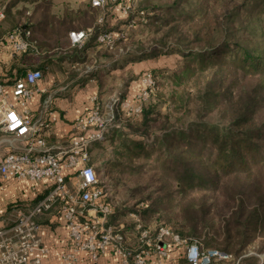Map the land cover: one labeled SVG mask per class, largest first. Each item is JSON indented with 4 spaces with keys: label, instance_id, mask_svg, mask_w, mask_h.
Listing matches in <instances>:
<instances>
[{
    "label": "crops",
    "instance_id": "1",
    "mask_svg": "<svg viewBox=\"0 0 264 264\" xmlns=\"http://www.w3.org/2000/svg\"><path fill=\"white\" fill-rule=\"evenodd\" d=\"M41 0H32L26 16H15L18 22H13L9 13H16L23 4L17 2L12 7L13 0H0V9H4V18L0 20V37L4 36L15 26L32 29L36 40V49L28 51H14L8 42L0 46V86L7 99L13 103L18 111H26L33 121L43 120L47 128L43 133L47 149L60 157L72 147L74 140H82L96 131V126L89 125L85 130L78 126V119L89 115L95 104H99L102 113L107 111L114 99L123 101L133 97L140 88V79L147 68H152L154 60L142 58L136 60L135 27L127 30L125 39L119 37V32L127 29L129 17L122 15L118 9L105 7L92 8L88 0H45L50 3V12L47 19H41L38 12H33L35 5ZM26 5V3H25ZM83 30L88 36L80 46H72L69 32ZM102 33H111L113 44L108 45L97 40ZM147 50V49H146ZM38 69L42 73L40 80L32 87L31 98L26 99L21 106L12 96V88L16 79L24 77L26 71ZM99 100L101 102H99ZM115 111L125 116L120 104H114ZM122 123V122H121ZM121 123L110 124L102 134V138L91 141L87 145L88 161L99 176L109 169L113 160L110 153L112 146L109 144L116 138L117 127ZM127 137L137 140L135 135L128 133V129L121 127ZM0 152L9 149H24L26 142H19L4 138L0 134ZM96 153L97 162L91 161V156ZM77 169L65 171L66 184L70 194H77L75 183ZM52 183L47 180L31 183L25 180L7 178L0 184V226L10 224L15 212L19 209L26 210L42 199ZM59 204L54 205L50 212L38 217L39 239L48 250L42 255V264H60L59 255L68 251L70 240L59 210ZM112 217L114 215L111 207ZM112 224L122 228L127 246L136 248L139 245L138 232L134 224L133 232H129L123 219L116 216ZM183 253V248L168 247L167 256L163 264H173L174 253ZM34 255H38L35 253ZM177 255V254H176ZM154 253L150 250L147 264H153ZM77 264H121L118 257L107 250L96 261H92L87 252L78 256Z\"/></svg>",
    "mask_w": 264,
    "mask_h": 264
},
{
    "label": "trees",
    "instance_id": "2",
    "mask_svg": "<svg viewBox=\"0 0 264 264\" xmlns=\"http://www.w3.org/2000/svg\"><path fill=\"white\" fill-rule=\"evenodd\" d=\"M215 5L221 12L215 16L212 33L206 35L207 44H203L205 50L201 55L207 58L218 56L215 61H211L214 58L209 61V66L221 65L225 58L229 59L230 68L234 66L231 69L238 72L240 78L237 82L235 80L238 87L230 95L225 87L217 92L223 101L222 109L209 104L207 112L222 111L228 123L221 126L200 122L192 124L188 131L167 132L166 127H160L163 135L155 141L161 143V148L163 146V166L172 172L170 178L180 194L178 214L182 225L189 230L187 233L179 227L173 230L165 224H158L151 232L143 226L151 238L164 227L180 238L205 235V247L196 238L203 249L234 250L239 254L257 239L264 241V0H216ZM50 6L41 0L33 12H38L41 19H47ZM28 10L22 7L14 14L9 11L7 15H12L15 23L18 16L27 14L30 21ZM141 11L146 17L147 12ZM131 14L133 11L129 16ZM133 18L134 14L129 21ZM15 28H21V25L15 24L12 29ZM26 29L36 44L32 29ZM175 49L181 51L178 44ZM152 51L150 54L147 50L136 53L135 58H151L155 53ZM152 76L154 78V74ZM205 93L206 99L211 96L208 90ZM152 122L156 121L148 118L147 100L137 116L123 117L119 110L115 111L112 123H121V127L127 128L128 133L138 139L133 141L121 127H117L114 129L117 131L115 140L109 142L112 150L119 148L114 142H132L135 155V146L138 148L140 142H145L147 129L153 127ZM96 158L98 161L97 154ZM216 237L222 238L224 248L212 246ZM255 259L248 256L243 260Z\"/></svg>",
    "mask_w": 264,
    "mask_h": 264
},
{
    "label": "built area",
    "instance_id": "3",
    "mask_svg": "<svg viewBox=\"0 0 264 264\" xmlns=\"http://www.w3.org/2000/svg\"><path fill=\"white\" fill-rule=\"evenodd\" d=\"M138 0H88L92 8L110 7L118 9L124 16H129ZM142 23L146 22L143 11L138 13ZM4 18V9H0V20ZM136 18L129 21L127 29L119 32L125 39L127 30L133 29ZM72 46H80L86 40L87 32L71 31L68 34ZM97 40L109 46L113 44L111 33H102ZM8 42L16 51L35 50L36 44L30 39V31L15 28L0 37V46ZM42 73L38 69L26 71L24 77L15 80L12 96L24 106L25 100L31 98L36 82ZM155 86L151 72H145L140 79V88L131 98L123 101L114 99L107 111L102 113L99 104L92 112L79 118L78 126L85 130L87 126H96V131L89 138L74 140L72 147L64 157L47 149L43 133L47 123L43 120L33 121L26 111H18L3 93L0 86V134L13 141L26 142L24 149H9L0 152V184L7 178L25 180L33 184L44 180L52 183V189L32 207L15 212L10 224L0 226V264H42L41 257L48 250L39 239L38 217L50 212L55 204L59 210L68 233L70 248L59 255L60 264H77L79 254L87 252L92 261L107 250L113 252L121 264H147L151 250L156 256L153 264H163L168 247L183 248L187 264H212L228 262L232 255L224 250L203 249L196 238H180L167 228L158 229L154 238L149 236L139 220H135L139 245L136 248L127 246L122 228L108 224L111 206L106 194L99 185V179L93 166L87 163V145L102 138L103 131L113 124L115 105L125 112V116H137L142 104L153 92ZM5 139L0 140L3 142ZM77 169V194H70L66 184L65 171ZM38 253V255H34Z\"/></svg>",
    "mask_w": 264,
    "mask_h": 264
},
{
    "label": "rangeland",
    "instance_id": "4",
    "mask_svg": "<svg viewBox=\"0 0 264 264\" xmlns=\"http://www.w3.org/2000/svg\"><path fill=\"white\" fill-rule=\"evenodd\" d=\"M19 1L23 2L19 4L20 8H29L32 0H13L10 5L14 7ZM215 2L138 0L134 6L136 53L147 49V54H150V51L155 50L150 59H161L158 63L153 61L155 65L152 68H147V72L154 74L156 82L147 99V113L148 118H154L156 122H152L153 127L147 129L145 142H140L138 148L135 146V155L132 142H114L119 148L110 149L113 165L100 176L95 169L99 185L113 209V217L123 219L133 235L137 219L151 232L158 224H165L173 230L179 227L187 233L189 230L186 225H182L178 214L180 194L170 178L172 172L163 166V146L161 148V143L155 141L163 135L160 127H166L167 132L188 131L192 124L200 122L221 126L228 123L222 111L207 112L209 104H216L219 107L215 108L222 109L223 101L217 92L225 87L230 95L238 87L236 82L240 78V74L231 69L234 66L230 68L229 59L225 58L221 65L209 66V61L213 58L211 61H215L218 56L207 58L201 55L205 50L202 47L206 43V35L212 33L215 16L221 12ZM141 10L147 12L145 23L139 19ZM177 44L181 51L175 49ZM207 90L211 96L206 99ZM91 160L97 161L96 153H93ZM113 217H108V224L113 225ZM204 236L195 238L205 247ZM212 246L224 248L222 238L216 237ZM229 252L232 254L230 261L212 264H262L264 241L257 239L239 254L234 250ZM176 254L172 255L175 256L173 264H187L183 253ZM248 256H254L255 261L243 260Z\"/></svg>",
    "mask_w": 264,
    "mask_h": 264
}]
</instances>
